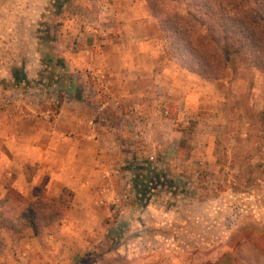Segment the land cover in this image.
<instances>
[{
	"label": "rangeland",
	"instance_id": "obj_1",
	"mask_svg": "<svg viewBox=\"0 0 264 264\" xmlns=\"http://www.w3.org/2000/svg\"><path fill=\"white\" fill-rule=\"evenodd\" d=\"M154 2L171 15L189 1L0 0V57L23 48L8 45L17 41L4 39L6 26H96L104 46L123 39L119 26H148L152 17L159 28ZM145 36L151 40L142 48L152 58L142 64L155 72L141 96L145 122L136 108L111 107L107 122L95 117L96 128L85 126L106 136L99 144L79 142L72 125L49 143L52 129L44 125L56 119L64 96L41 113L29 109L44 96L15 94L11 80L21 73L9 60L0 64V208L56 198L65 188L76 197L41 236L0 224V264H264V73L236 55L223 79L208 82L174 64L160 29L146 28ZM58 39L49 33L37 49L58 55ZM55 63L37 65L43 73L32 87L43 77L51 85L75 76L56 72ZM92 81L87 75L84 84ZM91 97L68 103L87 106ZM26 120L38 125L32 136Z\"/></svg>",
	"mask_w": 264,
	"mask_h": 264
},
{
	"label": "crops",
	"instance_id": "obj_2",
	"mask_svg": "<svg viewBox=\"0 0 264 264\" xmlns=\"http://www.w3.org/2000/svg\"><path fill=\"white\" fill-rule=\"evenodd\" d=\"M155 23V20L151 17L146 19V25L148 26H119V29L122 31L120 36L123 39L104 41V46L97 45L96 43V35L98 33L96 26H74L72 22H67L66 20H62L60 26L51 29H49V26H6L7 31L5 32L6 34H3L4 39H14L17 41V44L9 43L8 45L14 47L17 45L23 48L19 49V54L12 53V55L5 54L6 51L4 53L2 51L3 56L0 57V64L6 63L9 60L11 62L10 67L15 69L17 74L21 73L19 78L16 77L11 80V82H17L16 84H18L17 86L15 84L13 88L15 89V94L21 93L20 90H22L24 92H35L37 95L44 96L43 102L39 106H27L29 109L31 108L41 113L42 108H45L44 104L48 106L54 103V97L56 100L57 96H64L56 119L52 123L44 125V127L49 128V132L50 128L52 129V134L49 136V143L52 144L53 141L55 142L60 136V133L66 127L72 125L78 134L79 142L88 141L91 144H99L106 140V136L97 133V129L89 128L87 131L85 126L88 122L96 128L98 125L93 122L95 117H102L103 119L101 121L107 122V119L110 118L111 107L119 111H131V109L136 108L138 113L141 112L139 114L143 118V122H145V116L143 115L145 105L142 102L141 96L150 93L146 91L148 88L145 86V81L147 82L153 78L155 72L151 68L152 66L145 68V65L142 64L146 58H152L149 55L150 53H147L142 47L146 43H150L151 40L145 36L146 28L148 30H153L154 28L158 32V26H153ZM54 31L61 38L58 39L59 54L55 56L48 52V48L44 52L37 49V47H42V45L47 46L44 42L47 43L48 41H45V39L49 33ZM123 33L126 34L123 35ZM51 42L52 40L49 43ZM68 42H72L71 44L74 45V52L72 54L66 52L65 47L70 46ZM129 43L136 47V50L138 49L136 54L130 51ZM24 48H27V50H24ZM97 49H102L104 53H98ZM53 61L57 63L56 66H53V68H56V72L65 73L68 70V74L75 76H68L67 78V75L64 74L66 76L55 78L54 84L51 85L45 82L43 77V82L39 87H32L34 80L37 79L39 74L42 75L43 73V68L38 70L37 65L41 62L49 64ZM0 72L2 73L3 70ZM87 75H89L91 80L96 78L97 83L92 81V83L90 82L92 85L89 83L91 86H86L84 79L87 78ZM98 83L101 84L102 89L98 86ZM86 94L92 96L90 100L85 102L88 104V109L84 103L82 105L80 104V106L77 105L80 102L68 103L70 102V97H79ZM101 94L106 95L108 98L104 96V99L100 100ZM100 110L104 113L98 114ZM125 117L132 119L129 113ZM26 128L32 136V131L38 130V125L33 123L32 120L29 122L26 120ZM86 132H90L89 135H86ZM25 138L26 136L24 135L21 139L25 140ZM48 145L52 146L50 144ZM49 148L46 147L44 154L46 157H50V151H47ZM61 191L56 198L50 199H57ZM70 191L73 193L72 190ZM75 198L73 193L72 202Z\"/></svg>",
	"mask_w": 264,
	"mask_h": 264
},
{
	"label": "trees",
	"instance_id": "obj_3",
	"mask_svg": "<svg viewBox=\"0 0 264 264\" xmlns=\"http://www.w3.org/2000/svg\"><path fill=\"white\" fill-rule=\"evenodd\" d=\"M188 1L186 10L171 15L162 3H150L175 65L214 82L224 78L232 57L240 55L264 73V0ZM72 200L73 193L63 189L57 199L9 203L0 208V224L11 229L17 224L41 236L65 217Z\"/></svg>",
	"mask_w": 264,
	"mask_h": 264
},
{
	"label": "built area",
	"instance_id": "obj_4",
	"mask_svg": "<svg viewBox=\"0 0 264 264\" xmlns=\"http://www.w3.org/2000/svg\"><path fill=\"white\" fill-rule=\"evenodd\" d=\"M101 12L103 14H109L110 13V7H109V5H103V6H101Z\"/></svg>",
	"mask_w": 264,
	"mask_h": 264
}]
</instances>
